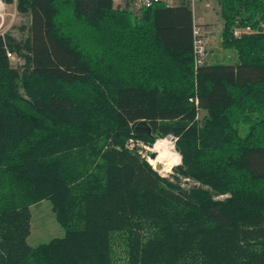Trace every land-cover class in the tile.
Returning a JSON list of instances; mask_svg holds the SVG:
<instances>
[{"label": "trees", "instance_id": "1", "mask_svg": "<svg viewBox=\"0 0 264 264\" xmlns=\"http://www.w3.org/2000/svg\"><path fill=\"white\" fill-rule=\"evenodd\" d=\"M221 3L238 62L195 70L188 0H18L28 37L0 35V264H113L118 231L127 264H264V33L233 35L264 0ZM168 135L182 161L164 176L129 142ZM46 198L65 234L32 246Z\"/></svg>", "mask_w": 264, "mask_h": 264}, {"label": "rangeland", "instance_id": "2", "mask_svg": "<svg viewBox=\"0 0 264 264\" xmlns=\"http://www.w3.org/2000/svg\"><path fill=\"white\" fill-rule=\"evenodd\" d=\"M170 1L176 2V1H180V0H170ZM114 3H115V6L119 7V8H127L128 7L134 14H139V12L141 11V10L139 11V10L134 9L128 0H114ZM194 6H195L194 10H197V2H195ZM221 13H222V11H221ZM197 17L200 19V21L204 24V26L206 28L205 22L200 18L199 15H197ZM224 23H225V19H224ZM29 24H30V16L20 12L17 19L14 21L13 25L8 30V36H11L18 41L25 40L29 35ZM248 26H250V29H247V30H250L249 32H241L239 35L235 34L236 29L244 30L245 28H248ZM241 28H243V29H241ZM207 29L208 28H206V30ZM259 33H264V20H261L257 25L241 24L240 21L237 20L235 25L233 26V35L237 36V38H240L243 35L259 34ZM207 37H208V31H207ZM211 38H210V44L208 47L209 53L207 55V63H209V62L214 63L216 61V57L213 59V56H212L214 52H216V56L222 54L223 52H229V51H223L224 46L222 47V45H223L221 43L222 40L215 39V37H213V35H211ZM227 49H229V48H227ZM233 50H235V49H233ZM236 53H237V51H236ZM17 55H18L17 59L14 60L11 64H12V66H14L16 68L21 69V65H24L25 61H24V58L22 55H20L18 53H17ZM228 61H230V60H228ZM217 63H218V61H217ZM205 115H206V110H201V112L199 113L198 120L202 122V120H203L202 118ZM240 125H241V133L246 134L248 129H249V125H245V124H240ZM168 136L171 137V141L173 140L172 142H174V147L178 151V149L176 147V140L177 139L173 135H168ZM156 140H155V142H156ZM155 142L149 143V142H146L142 139L131 140L129 142V147L133 148L135 145H137L139 147L140 153L150 161V158H149V155L147 152L149 150H153L152 148H153V145ZM99 146H101V142H99ZM181 161H182V156H181ZM179 164L174 165L170 169V171L159 170V172L164 176H169V175L174 173L175 167ZM154 165L155 164H153V166ZM182 183L184 185H189V184H193V183H195L197 185L201 184L200 182L192 180L190 178H183ZM227 195L228 194H218L215 197L216 198H224ZM30 207H31V212H32L31 234L28 236V243L30 245L37 246L41 243L48 242L55 237H61L65 234V228L58 221L56 213L53 209V204H52L50 199H47V198L42 199L41 201H38L36 203H32ZM76 223L79 224V221L76 220ZM128 238H129L128 231H118V232L113 233V235H112V261H113V264H127L128 263V258H129V240H128Z\"/></svg>", "mask_w": 264, "mask_h": 264}, {"label": "built area", "instance_id": "3", "mask_svg": "<svg viewBox=\"0 0 264 264\" xmlns=\"http://www.w3.org/2000/svg\"><path fill=\"white\" fill-rule=\"evenodd\" d=\"M131 6L136 10H141L145 7H151L157 3L165 2L168 5L174 4L170 0H128ZM193 10V59L194 68L197 70L200 66L207 63L208 50V37L207 30L200 19L195 15V2L197 0H188ZM18 0H0V35L5 38L8 30L17 19L20 11L18 10ZM12 8V9H11ZM243 29V28H241ZM250 26L244 30L236 29L235 34L239 35L241 32H249ZM6 54L12 63L17 59V53L5 44ZM198 103V97L191 98ZM174 136V135H173ZM176 138V137H175Z\"/></svg>", "mask_w": 264, "mask_h": 264}, {"label": "crops", "instance_id": "4", "mask_svg": "<svg viewBox=\"0 0 264 264\" xmlns=\"http://www.w3.org/2000/svg\"><path fill=\"white\" fill-rule=\"evenodd\" d=\"M181 1L182 0L176 1L174 3L180 4ZM196 2H197V10H195V15L196 16L199 15L200 18L205 22L206 28H208L207 31H208V47H209L211 35H213L215 39L222 40V33L224 27V18L221 13L222 3L221 0H197ZM223 49H224L223 51H229V52H223L222 54L217 56H216V52H214L212 56L213 59L216 57V61L211 64H237L238 55L236 51L224 47Z\"/></svg>", "mask_w": 264, "mask_h": 264}, {"label": "bare ground", "instance_id": "5", "mask_svg": "<svg viewBox=\"0 0 264 264\" xmlns=\"http://www.w3.org/2000/svg\"><path fill=\"white\" fill-rule=\"evenodd\" d=\"M172 141L170 136L160 137L153 145L152 149L157 152V155L149 158L153 164H161L160 170L170 171L174 165L181 162V154L176 150Z\"/></svg>", "mask_w": 264, "mask_h": 264}, {"label": "water", "instance_id": "6", "mask_svg": "<svg viewBox=\"0 0 264 264\" xmlns=\"http://www.w3.org/2000/svg\"><path fill=\"white\" fill-rule=\"evenodd\" d=\"M147 153L149 157H155L157 155V152L155 150H149ZM161 167H162L161 164L154 165V168L158 171L161 169Z\"/></svg>", "mask_w": 264, "mask_h": 264}]
</instances>
